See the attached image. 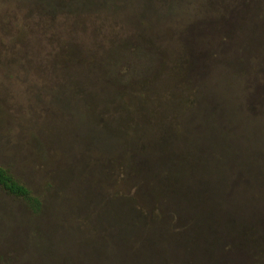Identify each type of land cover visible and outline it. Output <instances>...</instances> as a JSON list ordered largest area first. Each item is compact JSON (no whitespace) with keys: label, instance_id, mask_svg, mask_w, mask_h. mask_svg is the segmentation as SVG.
Segmentation results:
<instances>
[{"label":"rangeland","instance_id":"obj_1","mask_svg":"<svg viewBox=\"0 0 264 264\" xmlns=\"http://www.w3.org/2000/svg\"><path fill=\"white\" fill-rule=\"evenodd\" d=\"M246 79L264 89V0H0V165L41 202L0 186V264H264V162L199 202L161 191L177 210L123 177Z\"/></svg>","mask_w":264,"mask_h":264},{"label":"trees","instance_id":"obj_2","mask_svg":"<svg viewBox=\"0 0 264 264\" xmlns=\"http://www.w3.org/2000/svg\"><path fill=\"white\" fill-rule=\"evenodd\" d=\"M154 54L156 57L160 56V52H153L147 60L154 58ZM202 74L197 71L192 76L200 81L204 77ZM127 76L128 74L124 78ZM248 80L245 81L247 86L244 96L239 101L221 98L211 89H208L211 94L204 90L200 103L207 104L201 107L204 114L195 109L191 115L180 119V144L175 143L167 155H162L164 161L161 168L150 169L147 165L133 167V159L137 157V153L136 150L132 154L128 152L129 157L125 158L128 163H124L123 177L126 182L136 184L134 202L142 198L151 203L156 211H162L164 205L168 204L172 205V210H177L182 206L176 207L174 198L162 200L159 195L162 192L179 191L183 199L194 203L221 191L223 177L227 176L230 167L248 169L247 172L252 177L258 176L256 172L261 168L260 163L264 162V139L260 143L257 141L263 117L258 118L256 123H251L254 129L248 122L264 107V89L260 84H252ZM204 100L206 101L203 102ZM259 156L262 157L260 161ZM252 171L254 172L251 173ZM0 186L8 193L23 199L33 212L40 209L39 198L1 165ZM133 208L135 212L143 210L137 204Z\"/></svg>","mask_w":264,"mask_h":264}]
</instances>
